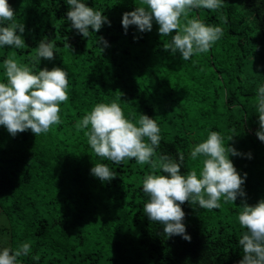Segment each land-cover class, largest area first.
<instances>
[{
    "label": "trees",
    "instance_id": "1",
    "mask_svg": "<svg viewBox=\"0 0 264 264\" xmlns=\"http://www.w3.org/2000/svg\"><path fill=\"white\" fill-rule=\"evenodd\" d=\"M82 2L102 12L110 26L90 28L85 38L71 26L66 0H9L15 22L25 26V45L0 46V82H7L9 56L31 66L39 43L55 41L54 59L41 58L33 71H68L69 99L60 105L62 123L47 134L36 137L29 129L13 137L0 126V215L7 224L0 228V250L30 242L19 264H239V239L246 231L238 221L240 207L264 199V141L256 135V95L264 86V0H222L216 11L191 10L189 19L220 26L224 35L188 61L164 49L175 31L162 37L155 20L150 32L135 25L125 31L123 14L145 6L143 0ZM112 101L134 123L141 114L156 119L157 157L178 159L182 152L181 174H199L205 157L192 160L190 153L210 131L219 132L225 146L241 153L229 158L242 177L247 173L246 196L235 203L222 197V207L211 211L184 203L191 241L167 237L164 226L143 212L149 197L142 187L147 174H167L134 159L116 164L96 156L84 134L88 129L78 128L96 104ZM95 163L116 176L102 182L91 173Z\"/></svg>",
    "mask_w": 264,
    "mask_h": 264
},
{
    "label": "clouds",
    "instance_id": "2",
    "mask_svg": "<svg viewBox=\"0 0 264 264\" xmlns=\"http://www.w3.org/2000/svg\"><path fill=\"white\" fill-rule=\"evenodd\" d=\"M66 3L71 26L85 38L89 37L90 28L99 32L105 23L110 26L102 12L82 0H66ZM143 4L146 7L137 6L134 11L123 14L125 31L135 25L140 32H150L155 20L162 37L175 31L170 42L164 43V49L173 55L179 52L183 61L207 53L224 35L220 26L208 25L195 17L188 18L194 9L219 10L223 6L222 0H143ZM15 16L9 0H0V46L19 49L25 45L22 38L25 26L15 22ZM54 47L55 41L42 40L31 66L18 62L14 56L4 61L7 82H0V126L13 137L29 129L37 137L47 134L53 125L62 123L60 105L69 99L68 71L61 67L33 71L41 58L54 59ZM256 104L259 117L256 135L264 141V86H258ZM78 128L88 129L84 134L96 156L116 164L134 159L140 165L147 164L167 174H147L142 184L149 197L143 212L150 221L164 226L167 237L181 236L191 241L183 223L185 212L181 205L184 203L211 211L222 207V197L225 203H235L238 197L246 196L243 185L247 173L242 177L229 158L241 153L229 144L225 146L223 136L217 131H210L207 139L196 144L190 153L192 160L201 155L205 157L199 174L191 170L185 175L181 174V165L185 161L182 152L178 153V159L167 154L157 157L161 129L156 119L141 114L134 123L126 117L117 101L96 104L83 116ZM232 139L229 137L228 141ZM248 155L250 158L251 154ZM91 173L102 182L116 176L104 163H95ZM240 208L238 221L246 231L239 239L243 251L239 264H264V199L255 205L244 202ZM30 251V242L15 249L4 247L0 250V264H19L18 258L28 256ZM33 259L38 261L39 256Z\"/></svg>",
    "mask_w": 264,
    "mask_h": 264
},
{
    "label": "rangeland",
    "instance_id": "3",
    "mask_svg": "<svg viewBox=\"0 0 264 264\" xmlns=\"http://www.w3.org/2000/svg\"><path fill=\"white\" fill-rule=\"evenodd\" d=\"M7 226L6 222L4 221V219L2 218V216L0 215V228Z\"/></svg>",
    "mask_w": 264,
    "mask_h": 264
}]
</instances>
